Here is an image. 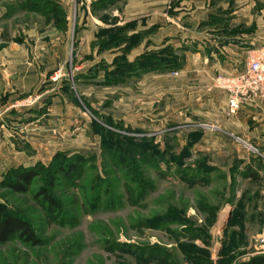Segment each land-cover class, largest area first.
I'll return each instance as SVG.
<instances>
[{
	"label": "rangeland",
	"instance_id": "1",
	"mask_svg": "<svg viewBox=\"0 0 264 264\" xmlns=\"http://www.w3.org/2000/svg\"><path fill=\"white\" fill-rule=\"evenodd\" d=\"M166 1L172 18L176 0ZM222 1L232 10L210 14L206 26L224 27L215 35L228 33L237 0L210 5ZM116 3L0 0V48L37 44L48 54L55 31L64 55L48 71L47 59L30 53L43 82L0 105V203L41 242L0 244V264H264V128L233 137L210 119L217 106L175 95L150 102L144 77L177 75L200 51L165 42L132 54L145 34L119 24ZM213 53L223 57L208 43L205 54ZM24 170L38 176L15 193L9 183ZM43 189L62 206L53 217Z\"/></svg>",
	"mask_w": 264,
	"mask_h": 264
},
{
	"label": "crops",
	"instance_id": "2",
	"mask_svg": "<svg viewBox=\"0 0 264 264\" xmlns=\"http://www.w3.org/2000/svg\"><path fill=\"white\" fill-rule=\"evenodd\" d=\"M234 3L232 8L234 7L235 11L227 17L229 20L224 22L229 25L228 33L225 35L220 33L215 35L216 31L224 29L219 20L216 26L220 28L217 30L213 29L216 26H206L210 14H213L216 8L231 9V5L224 1L211 6V0H176L174 15L169 18L166 15V0H123L116 3L114 16L119 17L120 25L136 24L130 33L145 34V40L132 54L142 53L148 43L160 46L165 42L176 47H181L184 43L187 45L195 43L200 51L194 55L191 53L186 55V62L177 75L166 72L144 77L148 78L146 83H149L147 90L150 102L155 103L163 97L170 98L175 95L178 99L183 100L184 97L189 99L188 103L199 102L205 107L202 109L217 106L216 110H211L212 113L208 110L213 117L210 119L216 126L230 130L228 134L233 137H237L236 135L245 137V131L251 127L255 132L263 131L264 102L245 104L235 116L228 118L227 96L213 87V83L219 74L243 71L249 55L248 50L264 44V0H237ZM5 9L1 8L0 18L5 15ZM241 25L246 26L247 33H235ZM55 37L57 39L55 31L49 35L51 41L47 44L53 45L48 48V54L41 50L39 52L37 44L35 45L37 49L34 47L30 51L23 43H4L0 48V105L6 97L11 100L35 92L43 82L42 71L35 63L29 61L30 53L39 52L40 58H46L48 71L59 67L60 59L62 62L61 56L64 55L59 45L54 44ZM2 38L0 30V40ZM220 40L224 41L221 49L217 46ZM208 43L219 49L223 57L214 53L207 57L205 47ZM217 56H220V59ZM213 61L214 63H209ZM151 78L157 83L152 84ZM159 91L162 93L159 94Z\"/></svg>",
	"mask_w": 264,
	"mask_h": 264
},
{
	"label": "built area",
	"instance_id": "3",
	"mask_svg": "<svg viewBox=\"0 0 264 264\" xmlns=\"http://www.w3.org/2000/svg\"><path fill=\"white\" fill-rule=\"evenodd\" d=\"M214 84L227 96V116H235L245 104L264 102V44L249 53L242 72L219 74ZM261 249L264 251V238Z\"/></svg>",
	"mask_w": 264,
	"mask_h": 264
},
{
	"label": "trees",
	"instance_id": "4",
	"mask_svg": "<svg viewBox=\"0 0 264 264\" xmlns=\"http://www.w3.org/2000/svg\"><path fill=\"white\" fill-rule=\"evenodd\" d=\"M66 173L63 171V174ZM37 176L38 174L35 170L16 171L14 180L9 183V187L15 193L25 194ZM40 197H42L43 204L47 205L50 217H53L55 213L61 212L62 206L60 202L53 195L49 194L47 190L43 189L40 191ZM12 239H19L24 243L34 246L41 243L37 239L31 224L23 215L0 203V244H5ZM260 260L264 262V258Z\"/></svg>",
	"mask_w": 264,
	"mask_h": 264
}]
</instances>
